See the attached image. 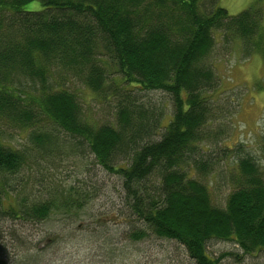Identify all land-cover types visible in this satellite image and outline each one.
<instances>
[{"label":"trees","instance_id":"16d2710c","mask_svg":"<svg viewBox=\"0 0 264 264\" xmlns=\"http://www.w3.org/2000/svg\"><path fill=\"white\" fill-rule=\"evenodd\" d=\"M219 38L240 40L245 53L259 48L263 12L230 13L219 0H0V216L40 222L80 211L89 194L72 184L31 204L9 191L25 166L53 163L66 147L64 154L88 151L120 177L117 208L132 241L175 240L194 264H218L223 254L207 251L213 238L231 240L243 255L264 250L260 163L228 143L229 123L219 121L234 113L214 93L219 76L209 59ZM71 81L111 108L109 122L85 118L78 95L64 87ZM150 90L169 95L168 116L139 93ZM12 126L26 129L31 143L8 144L2 133ZM225 160L233 187L218 204L210 177L226 175Z\"/></svg>","mask_w":264,"mask_h":264},{"label":"rangeland","instance_id":"374dc122","mask_svg":"<svg viewBox=\"0 0 264 264\" xmlns=\"http://www.w3.org/2000/svg\"><path fill=\"white\" fill-rule=\"evenodd\" d=\"M219 3L230 13L253 6L263 12L264 18V0H219ZM38 5L33 2L29 7ZM209 61L219 76L214 91L217 102L234 111L224 112L219 119L229 123L231 136L228 143L238 141L255 155L264 175V39L259 48H251L245 53L240 40L219 38ZM110 80L114 81L112 74ZM75 83L67 82L64 87L73 89L78 95L85 118L109 122L111 108L105 106L99 96ZM139 93L150 104L161 107L168 116L172 103L166 92L150 90ZM26 134V129L17 126L4 128L2 133L8 144L18 148L31 143ZM64 148L62 154L53 156V163H47L50 159L46 162L37 158L36 163L25 166L17 177L10 180L14 190L9 186L8 189L17 193L20 201L31 204L47 197L57 184H72L76 190L87 191L88 201L80 211L73 214L54 211L40 222L1 215L0 259L6 260V264H194L175 240L153 235L138 242L129 239L130 223L117 208L123 194L120 177L94 163L88 151L84 150L81 156L70 155V152L64 154L67 151ZM79 161L85 168H77ZM220 166L226 175L219 173L210 177L212 197L218 204L224 202L233 187L229 177L231 166L226 160L221 161ZM207 251L213 257L223 254L218 264H264V250L243 255L231 240L210 239ZM229 251L241 256L225 254Z\"/></svg>","mask_w":264,"mask_h":264},{"label":"bare ground","instance_id":"6f19581e","mask_svg":"<svg viewBox=\"0 0 264 264\" xmlns=\"http://www.w3.org/2000/svg\"><path fill=\"white\" fill-rule=\"evenodd\" d=\"M14 70V69H13ZM19 82V81H18ZM82 124V123H81ZM120 146V145H119ZM117 164V163H116ZM239 190V189H238ZM222 203V202H221Z\"/></svg>","mask_w":264,"mask_h":264}]
</instances>
